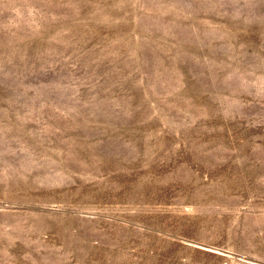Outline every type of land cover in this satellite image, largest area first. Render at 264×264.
Here are the masks:
<instances>
[{
    "label": "rangeland",
    "instance_id": "rangeland-1",
    "mask_svg": "<svg viewBox=\"0 0 264 264\" xmlns=\"http://www.w3.org/2000/svg\"><path fill=\"white\" fill-rule=\"evenodd\" d=\"M0 264H264V0H0Z\"/></svg>",
    "mask_w": 264,
    "mask_h": 264
}]
</instances>
